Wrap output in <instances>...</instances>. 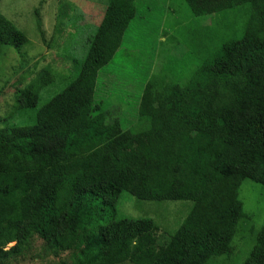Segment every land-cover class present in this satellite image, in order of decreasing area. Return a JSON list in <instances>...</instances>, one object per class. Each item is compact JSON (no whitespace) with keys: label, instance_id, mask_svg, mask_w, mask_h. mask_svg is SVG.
<instances>
[{"label":"trees","instance_id":"1","mask_svg":"<svg viewBox=\"0 0 264 264\" xmlns=\"http://www.w3.org/2000/svg\"><path fill=\"white\" fill-rule=\"evenodd\" d=\"M143 1L98 0L97 25L77 26L86 54L71 80L37 108L52 83L43 70L1 113L0 264L233 257L246 218L240 187L264 188V0ZM158 9L188 14L185 39L172 43L182 57L151 75L140 59L126 63L124 39L139 12ZM14 24L0 14V78L4 54L29 44ZM116 64L126 84L106 70ZM124 196L182 203L187 213L163 227L121 211ZM252 233L239 264H264V222Z\"/></svg>","mask_w":264,"mask_h":264},{"label":"rangeland","instance_id":"2","mask_svg":"<svg viewBox=\"0 0 264 264\" xmlns=\"http://www.w3.org/2000/svg\"><path fill=\"white\" fill-rule=\"evenodd\" d=\"M97 1L0 0V14L15 21L17 26L14 25L27 33L29 40L28 46L21 49L19 53L8 51L3 56L4 73L0 78V116L3 111H9L11 108L14 92L31 85L41 71L50 70L52 83L51 86L40 90L39 99L41 100L37 108L59 92L66 81L71 80L75 74V68L78 67L76 61L80 63L86 54L83 48L85 35L81 34L78 28L93 27L102 17L104 7ZM150 3L155 7L160 6L158 0H150ZM147 4L148 0L142 2L145 7ZM187 14L175 19L166 10L165 15L161 14L159 9L155 14L139 12L129 28L127 38L124 39L127 59L125 62L133 67L129 60L140 59L142 62L140 67L147 69L150 66L151 75L157 73L159 68L168 67V65L174 67L173 60L178 62L182 53L179 47H174L173 42L178 37H181L182 41L185 39L186 26L184 27L183 24L187 20ZM74 18V26L70 27L69 21ZM190 25L194 26V22ZM122 67L124 66L116 64V67L112 65L106 70L115 68L112 74L116 76V82L120 83L123 80L126 84L127 82L121 79L122 75H118ZM138 74V78L142 79L141 71H138ZM65 76L68 77L67 80H64ZM33 121L35 122V116L29 125H32ZM239 200L243 205L246 218L239 222L232 242L235 253L230 260H215L208 264H239L244 258L245 251L253 245L252 228H259L264 222V188L245 180L239 190ZM120 205L121 211H124V205L125 211L129 213L125 214L131 218H149L163 227L175 226L187 213V205L182 203L137 202L125 196ZM159 233H162V230ZM11 246L12 244L8 245V249ZM21 264H53V262L48 259L33 258L32 261L28 260Z\"/></svg>","mask_w":264,"mask_h":264}]
</instances>
